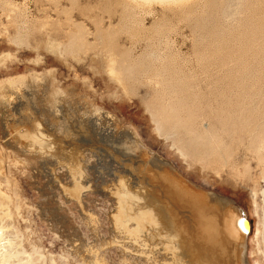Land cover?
<instances>
[{
    "label": "rangeland",
    "instance_id": "374dc122",
    "mask_svg": "<svg viewBox=\"0 0 264 264\" xmlns=\"http://www.w3.org/2000/svg\"><path fill=\"white\" fill-rule=\"evenodd\" d=\"M262 132L264 0H0V264H264Z\"/></svg>",
    "mask_w": 264,
    "mask_h": 264
},
{
    "label": "bare ground",
    "instance_id": "6f19581e",
    "mask_svg": "<svg viewBox=\"0 0 264 264\" xmlns=\"http://www.w3.org/2000/svg\"><path fill=\"white\" fill-rule=\"evenodd\" d=\"M129 73L131 74V75H136L137 73H139L140 71H138L137 70V68L135 67V66H132V67H130V69H129ZM156 75V74H155ZM136 77V76H135ZM163 83H165L164 81H162ZM161 82V83H162ZM176 87V86H175ZM177 91V93L178 92H181V89H174V86H173V88H172V90L170 91V92H176ZM170 92H169V94H170ZM164 102H165V100H164ZM179 107H181V105H179ZM179 107L177 106V107H173V106H171L170 104H163V107L161 106V112L164 114V117L165 118H167V119H169V120H175L176 121V123H175V125H177V124H179L180 123V119H181V117L179 116V113H178V109H179ZM249 119V118H248ZM224 120H231V121H234L235 120V118H233V117H228V118H226V119H224ZM231 123H234V122H231ZM161 129V128H160ZM256 133V132H255ZM174 135V134H173ZM195 136L193 137V136H190V139H193L194 140V138L195 137H198V134L196 133V134H194ZM263 136V132H262V134H260V137H261V144H263L264 143V136ZM199 138V137H198ZM197 140V139H196ZM197 144V143H196ZM194 145V144H193ZM194 146H196V145H194ZM202 197V196H201ZM206 202V201H205ZM198 205V204H197ZM202 205V204H201ZM199 206V205H198ZM197 208H199V207H197ZM204 208V207H203ZM202 208V209H203ZM208 208V207H207ZM231 208H233V207H231ZM201 210V209H200ZM207 210V209H206ZM149 214V212L148 211H145L142 215L144 216V215H148ZM237 218H239V220L240 221H238V219ZM237 218H236V221H235V226H236V229L241 233V234H243L245 237H246V235H248L249 233H250V231H246L247 230V225H246V223L245 224H241V222L242 221H244V216L243 215H241V216H237ZM136 219H137V217H136ZM211 219V218H210ZM205 220V219H204ZM212 220V219H211ZM203 221V220H202ZM207 221V220H206ZM208 221H210V220H208ZM238 221V222H237ZM229 222V221H228ZM203 223V222H202ZM207 224H208V222H207ZM224 224H225V222H224ZM203 226H204V224H203ZM225 226V225H224ZM227 226H229V225H227ZM226 229V228H225ZM230 229V228H229ZM228 229V230H229ZM230 232V231H229ZM227 233H228V231H227ZM231 233H232V231H231ZM220 234V233H219ZM229 235V234H228ZM233 235V234H232ZM234 236V235H233ZM223 238V237H222ZM224 238H226V237H224ZM230 238V237H229ZM234 238H236V237H234ZM231 239H233L232 237H231ZM236 241H238V240H236L235 239V241L234 242H236ZM240 241V240H239ZM214 242V241H213ZM226 242H227V240H226ZM229 243V242H228ZM232 243V242H231ZM237 243V242H236ZM212 244V243H211ZM241 244V243H240ZM243 244H244V239H243ZM223 245H225V243L223 244ZM233 245V244H232ZM231 245V247H233ZM238 246H239V243H238ZM244 246V245H243ZM228 247V246H227ZM245 247V246H244ZM233 248H236V249H238L237 247H233ZM228 249V248H227ZM232 249V248H231ZM234 250V249H233ZM232 250V251H233ZM239 250V249H238ZM242 250V249H241ZM224 251V250H223ZM227 251V250H226ZM230 252V251H229ZM241 252V251H240ZM210 253V252H209ZM212 254V253H211ZM210 254V255H211ZM225 254V253H224ZM231 254V253H230ZM241 254H243V252L241 253ZM240 254V255H241ZM228 255V254H227ZM234 255V254H233ZM238 255H239V253H238ZM237 255V256H238ZM239 255V256H240ZM246 255V254H245ZM218 256V255H217ZM226 256V255H225ZM231 256V255H230ZM236 256V255H235ZM235 256H234V260H235ZM238 256V257H239ZM201 258H203L204 259V257L203 256H201ZM231 258V257H230ZM244 258V257H243ZM228 259V258H227ZM233 260V259H232ZM230 261V263H232L233 261ZM239 260V259H238ZM240 260H242V262H243V259H240ZM246 260V259H245ZM235 262V261H234ZM233 262V263H234ZM238 262V261H237ZM229 263V262H228ZM241 263V262H240ZM236 264V263H235ZM243 264V263H242Z\"/></svg>",
    "mask_w": 264,
    "mask_h": 264
}]
</instances>
